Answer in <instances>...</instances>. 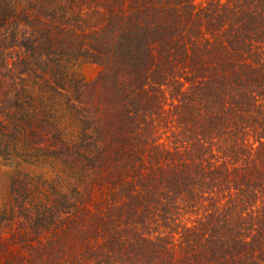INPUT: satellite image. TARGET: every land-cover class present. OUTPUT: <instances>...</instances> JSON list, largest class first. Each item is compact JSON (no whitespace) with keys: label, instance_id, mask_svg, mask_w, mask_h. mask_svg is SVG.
<instances>
[{"label":"trees","instance_id":"16d2710c","mask_svg":"<svg viewBox=\"0 0 264 264\" xmlns=\"http://www.w3.org/2000/svg\"><path fill=\"white\" fill-rule=\"evenodd\" d=\"M0 264H264V0H0Z\"/></svg>","mask_w":264,"mask_h":264},{"label":"rangeland","instance_id":"374dc122","mask_svg":"<svg viewBox=\"0 0 264 264\" xmlns=\"http://www.w3.org/2000/svg\"><path fill=\"white\" fill-rule=\"evenodd\" d=\"M99 70L100 69L97 65L92 64V63H85L81 67V75L86 81L90 82L96 78Z\"/></svg>","mask_w":264,"mask_h":264}]
</instances>
